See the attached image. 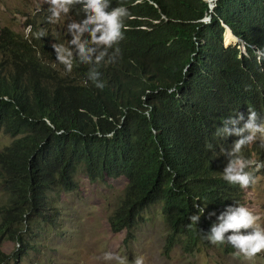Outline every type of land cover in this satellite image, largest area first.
Returning a JSON list of instances; mask_svg holds the SVG:
<instances>
[{
	"label": "trees",
	"instance_id": "obj_1",
	"mask_svg": "<svg viewBox=\"0 0 264 264\" xmlns=\"http://www.w3.org/2000/svg\"><path fill=\"white\" fill-rule=\"evenodd\" d=\"M110 4L109 11L128 10L114 63H81L69 43L68 24L85 18L80 4L55 23L45 7L32 17L18 9L32 32L0 30V133L11 140L0 150V264L38 254L41 233L56 231L55 198L78 189L81 171L90 183L126 181L108 218L112 233L125 232L124 244L159 207L165 256L175 246L190 255L208 246L226 256L237 251L207 235L227 206L243 201L242 188L223 179L224 151L240 137L220 129L240 113L247 119L250 110L264 120V58L258 62L256 54L264 51V0H217L212 11L206 0ZM225 27L245 53L224 48V41L235 42ZM53 44L72 51L71 72ZM92 69L103 88L88 78ZM253 151L248 144L240 155L252 159ZM199 208L195 224L190 217ZM4 241L14 243L13 254L2 252Z\"/></svg>",
	"mask_w": 264,
	"mask_h": 264
},
{
	"label": "rangeland",
	"instance_id": "obj_2",
	"mask_svg": "<svg viewBox=\"0 0 264 264\" xmlns=\"http://www.w3.org/2000/svg\"><path fill=\"white\" fill-rule=\"evenodd\" d=\"M43 7L49 9L44 0H0V30L8 28L26 35L27 21L21 12L32 17ZM18 9L21 12H17ZM237 44L234 41L226 44L224 41L225 46ZM10 141L9 137L0 133V150ZM255 142L261 145L259 139ZM252 159L264 165V146H260L258 154ZM245 171L256 177L257 182L243 188L242 206L256 214L259 217L258 226L264 227V167L257 170L253 165ZM76 180L78 189L75 192L60 193L55 198V207L60 210L56 215V231L41 233L45 238L39 245L38 254L32 253L18 264H118L115 259L105 260V253L120 257L125 264H134L136 258H142L143 264H264V252L248 259L238 252L225 256L216 246L199 248L191 255L175 247L165 256L163 246L167 231L159 207L147 211L133 233L134 241L125 245V233H112L108 223L126 185L124 178L90 183L81 171ZM0 201H3L1 189ZM1 246L2 252L7 255L16 250L12 242L4 241Z\"/></svg>",
	"mask_w": 264,
	"mask_h": 264
},
{
	"label": "clouds",
	"instance_id": "obj_3",
	"mask_svg": "<svg viewBox=\"0 0 264 264\" xmlns=\"http://www.w3.org/2000/svg\"><path fill=\"white\" fill-rule=\"evenodd\" d=\"M216 1H212L211 3L215 6ZM44 2L49 5L48 10L51 15L48 17V21L50 23L58 22L63 17H67L74 5L80 4L82 6L85 18L79 23L73 20L67 26L68 31L73 36V39L69 43L77 45V56L81 63L99 65L101 62L114 63L119 59L120 49L114 46L118 45L124 39L123 19L128 15L126 8L119 6L111 8V11H109L108 9L111 7L110 0H44ZM206 18L203 20L204 23L208 22ZM226 28L224 33L228 32ZM26 32H32L31 25L27 26ZM229 33L232 35L231 31ZM44 34L43 30H41L36 33V36L42 37ZM82 37L87 38L82 41ZM233 38L238 44L224 46L223 43L224 48L237 47L242 53H245L244 47L241 45L239 39L234 36ZM52 48L57 54V61L65 66L67 72H71L73 67L72 51L62 44H53ZM256 54L258 62L261 58H264V51L257 50ZM99 76V72L92 69L89 72L88 78L96 82V87L103 88V83L99 81ZM171 91L172 89H169V92ZM145 108L148 111L143 114L150 118L151 106L145 104ZM241 122H243V126L236 127ZM229 124L233 125L232 129L228 128ZM224 126L223 129H220L221 133L225 136L235 135L240 137V139L234 142L230 150L224 151L228 162L223 170V179L229 184L239 185L243 192V188H248L257 182L256 177L250 172L245 171V169L255 165L256 169L259 170L264 165L257 163L254 159H246L240 153L245 145L251 144L254 148L252 152L254 156L258 154L260 146H264V120H260L257 113L250 110L247 119H245L243 113H240L235 118L225 120ZM244 133H248V135L245 136ZM257 139L261 141V145L255 142ZM203 212L204 209L199 208L198 214L192 215L190 220L197 224L200 220V213ZM213 215H216V213H209V216ZM258 219L259 217L245 206H227L217 216L216 222L211 225L207 239L212 244L228 243L237 250L236 252L251 259L264 252V227L258 226ZM175 247L181 249L180 246ZM181 251L183 252L182 249ZM104 259H115L118 261V264H125L123 259L114 256L112 253H105ZM134 264H143V259L136 258Z\"/></svg>",
	"mask_w": 264,
	"mask_h": 264
},
{
	"label": "water",
	"instance_id": "obj_4",
	"mask_svg": "<svg viewBox=\"0 0 264 264\" xmlns=\"http://www.w3.org/2000/svg\"><path fill=\"white\" fill-rule=\"evenodd\" d=\"M212 1H216V0H207V2L209 3V8H210V10H212L213 7H214V4L211 3ZM206 19L209 21L210 17H208V18H206ZM225 28H226V27H225ZM226 30H227L228 32H230V30H229L228 28H226Z\"/></svg>",
	"mask_w": 264,
	"mask_h": 264
}]
</instances>
